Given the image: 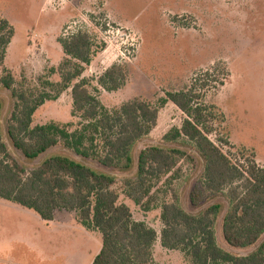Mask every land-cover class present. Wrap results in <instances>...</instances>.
I'll return each instance as SVG.
<instances>
[{
  "label": "rangeland",
  "instance_id": "1",
  "mask_svg": "<svg viewBox=\"0 0 264 264\" xmlns=\"http://www.w3.org/2000/svg\"><path fill=\"white\" fill-rule=\"evenodd\" d=\"M0 17L14 30L0 76L3 68L8 69L15 89L41 90L46 80L59 82L57 69L65 57L59 40L77 32L88 34L94 51L82 78L109 111L135 98L155 102L164 92L188 88L195 78L210 72L211 88L205 91L204 102L221 114L217 134L233 146H223V151L234 156L246 150L264 168V0H0ZM113 65L125 66L128 78L120 90L107 92L98 79ZM0 100L3 141L20 165L31 169L49 156L64 155L115 176L118 203L129 207L135 221L157 232L154 264H189L182 253L161 247L160 215L163 203L197 212L189 202L202 170L195 153L196 166L180 161L173 178L157 182L148 201L151 209L144 212L123 194V181L135 176L136 162L129 171L107 169L62 146L27 162L6 136L14 105L11 92L0 87ZM72 113L71 91L66 90L36 110L32 126L79 125L81 120ZM183 119L172 103L161 108L155 128L133 150L135 161L148 145L179 147L164 143L163 137L179 128ZM210 139L218 143L217 135ZM213 202L227 205L221 197ZM222 218L215 227L222 249L245 256L264 240L263 235L248 249L229 247L222 236ZM101 245V234L83 227L74 213L57 211L46 223L35 212L0 200V264H91Z\"/></svg>",
  "mask_w": 264,
  "mask_h": 264
},
{
  "label": "trees",
  "instance_id": "2",
  "mask_svg": "<svg viewBox=\"0 0 264 264\" xmlns=\"http://www.w3.org/2000/svg\"><path fill=\"white\" fill-rule=\"evenodd\" d=\"M13 36L12 26L0 17V66ZM59 43L65 57L57 69V83L46 80L41 90L15 89L12 73L2 70L0 87L14 99L6 127L13 149L27 162L57 146L107 169L129 171L136 162L135 176L123 181V194L144 212L151 209L148 201L157 182L173 178L180 161L196 166L195 153L202 170L189 202L197 212L190 214L176 203H163L161 247L182 253L189 264H264V240L245 256L234 255L217 243L215 227L220 216L223 239L231 248L254 247L264 235V168L246 150L234 156L223 151V146H233L217 134L221 114L204 102L211 73L195 78L188 88L164 92L155 102L135 98L109 111L82 78L94 56L91 38L77 32ZM127 78L125 66L113 65L99 77L98 85L115 92ZM66 90L71 91L72 114L81 123L32 126L36 110ZM167 103L176 106L184 119L179 128L164 135L163 142L179 147L148 145L135 161V146L155 128L158 112ZM2 111L0 100V121ZM212 135L218 136V143L210 139ZM115 184V176L64 155L49 156L27 169L8 151L0 122V199L35 212L45 222H52L57 211L74 213L83 227L101 234L102 245L91 264H154L157 232L135 221L129 207L118 203ZM218 197L227 202L226 207L210 203Z\"/></svg>",
  "mask_w": 264,
  "mask_h": 264
},
{
  "label": "crops",
  "instance_id": "3",
  "mask_svg": "<svg viewBox=\"0 0 264 264\" xmlns=\"http://www.w3.org/2000/svg\"><path fill=\"white\" fill-rule=\"evenodd\" d=\"M0 200H2V199H0ZM3 201H6V200H3ZM6 202H9V201H6ZM10 203H12V202H10ZM15 204V203H14ZM17 205V204H16ZM19 206V205H18ZM21 207V206H20ZM25 209V208H24ZM28 210V209H27ZM38 216V215H37ZM39 217V216H38ZM40 218V217H39ZM42 220V219H41ZM43 221V220H42ZM45 222V221H44ZM46 223H48V222H46ZM93 261V260H92Z\"/></svg>",
  "mask_w": 264,
  "mask_h": 264
}]
</instances>
